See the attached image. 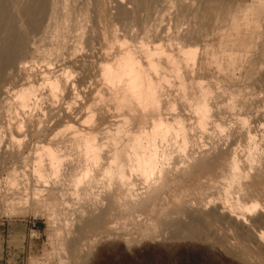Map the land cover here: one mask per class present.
Listing matches in <instances>:
<instances>
[{
  "label": "rangeland",
  "instance_id": "rangeland-1",
  "mask_svg": "<svg viewBox=\"0 0 264 264\" xmlns=\"http://www.w3.org/2000/svg\"><path fill=\"white\" fill-rule=\"evenodd\" d=\"M17 1L22 8L27 0ZM28 45L1 82L0 264H264V217L254 219L264 211V0H159L150 10L135 9L133 0H49ZM155 46L178 58L180 46L192 48L196 59L177 73L165 65L160 75L169 80L160 109L137 117V111L118 106L107 65L127 47L146 62L143 50ZM33 86L37 97L23 107L18 94ZM203 92L211 113L202 129L195 107ZM177 118L190 138L187 151H177L180 138L164 145L180 156V166L209 152L206 169L191 176L183 169L178 185L145 210L116 206L113 228H80L87 199L76 193L74 180L85 162L69 143L74 132L93 130L105 142L138 122L149 127ZM56 139L68 144L60 151L66 164L56 175L45 160L48 176L42 179L38 148ZM110 155L103 153L105 159ZM234 158L246 175L226 204ZM136 188L142 192L145 184L138 180ZM239 200L260 203L254 211L241 210L244 226L223 219L207 226L210 218L201 210Z\"/></svg>",
  "mask_w": 264,
  "mask_h": 264
},
{
  "label": "bare ground",
  "instance_id": "bare-ground-1",
  "mask_svg": "<svg viewBox=\"0 0 264 264\" xmlns=\"http://www.w3.org/2000/svg\"><path fill=\"white\" fill-rule=\"evenodd\" d=\"M158 2L159 0H133L135 9L137 10H150ZM48 6L49 0H27L22 8L19 7L17 0H0V90L5 74L14 68V66H17L20 57L30 48L28 45L29 36L40 28L43 19L47 15ZM118 11L122 17L124 12L122 10ZM143 18L145 20V17ZM256 21L258 20L256 19ZM161 49L159 46H155V50L153 51L144 49L143 51L147 54L148 59L146 62H143L136 55L134 49L127 47L113 64L107 65L109 66L107 80L113 86L118 106L128 111H137V117L143 115L148 110L160 109V102L163 99L162 89L164 82L166 83L169 80L165 73L160 75V71L165 68V65H169L170 70L177 73L182 63L185 62L187 64L190 60L196 59V57L193 58L196 50L192 48L180 46L178 50L179 54H182V58H178L174 54ZM155 54H162L163 58H155L153 56ZM153 72H159V75L157 74L158 76L154 77ZM181 84L185 88L183 80H181ZM33 96L37 97L34 86L24 89L18 94L19 103L23 107L28 106ZM196 106L195 108L197 109L195 110L197 112L195 110L194 112L195 114L199 113L197 125H200L199 127L203 129V125H207L206 121L209 120L207 119L209 118L208 111L210 110L209 115L211 113L206 99V92L201 94V100ZM173 122L171 120L153 121L149 127L138 122L135 124L133 131L128 130L122 134V131L118 130L117 135L105 136L106 143L97 140L98 136L93 130L74 132L69 143L79 151V160L85 162V165L74 180L76 193L84 195V198L87 199V202L84 204L85 206L78 216L81 222L80 228H85L84 231L92 232L100 228H113L110 215L114 213L117 207L122 212L126 210H145L151 204L158 201L162 193L170 185H178V178L182 176L183 169L190 176L196 170L206 169L204 163L206 162L205 159L210 155L208 154L209 152H204L197 159L190 156L193 158V161L187 166H180V162L178 161L180 156L176 157L175 150L164 145V143L170 142L173 138L175 140L180 138L177 151L185 153L189 146L190 138L185 123L180 118L175 123ZM55 141L58 142L51 141L38 148L41 153L36 159V172L42 179L48 176V172L44 169L45 167L43 168L45 160H48L52 171L56 175L66 164V153H61L60 151H63L68 144L62 145V141L57 139ZM105 151H109L111 154L107 159L103 156ZM251 153L249 154L251 157L248 155L250 162L254 159ZM197 160L201 163L198 167L196 166L197 164L194 165ZM252 163L254 164V162ZM230 166L232 173L227 178V183L224 186L226 204L230 200L233 187L235 185H238L239 188L240 186L241 188L244 186L241 183V179L246 175V173L243 174V172L239 171V163L236 158L232 160ZM138 180L145 184V190L142 192L136 188ZM54 189L51 190L52 194H55ZM226 204L217 205L209 211L201 210L204 211L202 212L203 217L210 218V220L206 221L207 226L210 227L212 225V220L219 221L223 219L228 222H235L240 228L245 223V210L254 211L260 205L259 202H254L250 205L243 204L240 200L231 204V206H227ZM241 210L244 212H241ZM234 212H237V214H234ZM263 213L264 211L260 212L259 216L254 218L255 221L260 220L262 216L264 217ZM191 227L198 228L195 225ZM260 235L264 237V234H259V237H261ZM103 241L105 240L103 239ZM262 248L264 249V247Z\"/></svg>",
  "mask_w": 264,
  "mask_h": 264
}]
</instances>
